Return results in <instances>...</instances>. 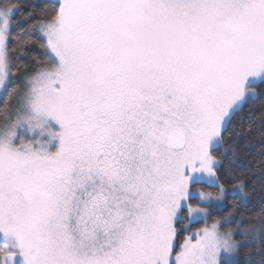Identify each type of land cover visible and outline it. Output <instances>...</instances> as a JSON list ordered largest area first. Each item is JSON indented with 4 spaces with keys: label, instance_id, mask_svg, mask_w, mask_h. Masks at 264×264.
I'll list each match as a JSON object with an SVG mask.
<instances>
[{
    "label": "rangeland",
    "instance_id": "1",
    "mask_svg": "<svg viewBox=\"0 0 264 264\" xmlns=\"http://www.w3.org/2000/svg\"><path fill=\"white\" fill-rule=\"evenodd\" d=\"M53 1L54 65L0 125L1 264H236L226 200L250 197L211 153L264 80V0Z\"/></svg>",
    "mask_w": 264,
    "mask_h": 264
},
{
    "label": "trees",
    "instance_id": "2",
    "mask_svg": "<svg viewBox=\"0 0 264 264\" xmlns=\"http://www.w3.org/2000/svg\"><path fill=\"white\" fill-rule=\"evenodd\" d=\"M0 8L13 9L4 51L7 84L0 97V125H3L19 110L25 80L39 69L54 65L40 25L58 19L60 4L53 0H0ZM255 91L256 98L247 100L233 113L221 134L220 146L211 153L220 163L216 169L218 182L226 187L242 184L250 197L247 203L237 195L226 200L223 218L232 220L227 228L235 231L240 243L236 264H264V80L255 86ZM132 92L128 86L124 105L133 101L129 97ZM96 118L95 123L100 117ZM84 120L91 123L84 116L82 127ZM98 123L99 128L107 125ZM215 213L211 214L212 219ZM2 257L0 244V264Z\"/></svg>",
    "mask_w": 264,
    "mask_h": 264
},
{
    "label": "water",
    "instance_id": "3",
    "mask_svg": "<svg viewBox=\"0 0 264 264\" xmlns=\"http://www.w3.org/2000/svg\"><path fill=\"white\" fill-rule=\"evenodd\" d=\"M169 143L172 149L178 151L185 146L186 138L183 134L178 133L176 130H172L169 133Z\"/></svg>",
    "mask_w": 264,
    "mask_h": 264
},
{
    "label": "flooded vegetation",
    "instance_id": "4",
    "mask_svg": "<svg viewBox=\"0 0 264 264\" xmlns=\"http://www.w3.org/2000/svg\"><path fill=\"white\" fill-rule=\"evenodd\" d=\"M217 86V84L215 83V87ZM172 130H175V129H171V130H169V128L167 129V131H166V134H165V136H166V141H167V147L169 148V149H171L172 151H176V150H174V149H172L171 148V146H170V143H169V133L172 131ZM179 133V132H178ZM186 138V137H185ZM186 144H187V140H186V143H185V146L181 149V150H184V148L186 147ZM178 151H180V150H178ZM56 178V177H55ZM119 223V222H118ZM121 223V222H120ZM119 223V226L121 227V225L122 224H120ZM110 233H112V232H110Z\"/></svg>",
    "mask_w": 264,
    "mask_h": 264
}]
</instances>
